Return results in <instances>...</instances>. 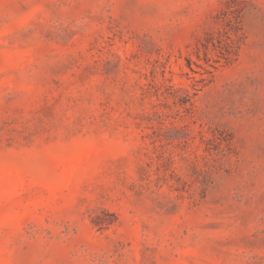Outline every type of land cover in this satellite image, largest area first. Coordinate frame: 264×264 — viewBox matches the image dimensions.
I'll use <instances>...</instances> for the list:
<instances>
[{
	"label": "rangeland",
	"instance_id": "1",
	"mask_svg": "<svg viewBox=\"0 0 264 264\" xmlns=\"http://www.w3.org/2000/svg\"><path fill=\"white\" fill-rule=\"evenodd\" d=\"M0 264H264V0H0Z\"/></svg>",
	"mask_w": 264,
	"mask_h": 264
},
{
	"label": "trees",
	"instance_id": "2",
	"mask_svg": "<svg viewBox=\"0 0 264 264\" xmlns=\"http://www.w3.org/2000/svg\"><path fill=\"white\" fill-rule=\"evenodd\" d=\"M238 38H241L239 35ZM237 39H234L231 35H229L227 32H225V37L223 39L216 38L215 40L213 38H210L207 42V44H202L203 49H208V44L210 43L215 49H218L219 54L221 55V58L226 62L230 60L233 55L236 53L237 49ZM217 42V45L216 43Z\"/></svg>",
	"mask_w": 264,
	"mask_h": 264
}]
</instances>
